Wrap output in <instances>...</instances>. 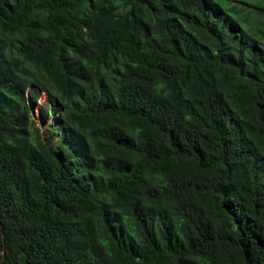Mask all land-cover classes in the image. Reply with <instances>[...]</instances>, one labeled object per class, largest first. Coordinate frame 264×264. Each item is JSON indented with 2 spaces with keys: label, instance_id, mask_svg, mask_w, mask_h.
Wrapping results in <instances>:
<instances>
[{
  "label": "trees",
  "instance_id": "trees-1",
  "mask_svg": "<svg viewBox=\"0 0 264 264\" xmlns=\"http://www.w3.org/2000/svg\"><path fill=\"white\" fill-rule=\"evenodd\" d=\"M231 1L0 0V264H264V0Z\"/></svg>",
  "mask_w": 264,
  "mask_h": 264
},
{
  "label": "rangeland",
  "instance_id": "rangeland-1",
  "mask_svg": "<svg viewBox=\"0 0 264 264\" xmlns=\"http://www.w3.org/2000/svg\"><path fill=\"white\" fill-rule=\"evenodd\" d=\"M230 4H236L237 1L233 0ZM28 98L30 100L31 112L34 117L38 121L39 127L41 128V134L44 140L54 144L58 139L57 133H55L54 137H51V133L54 132V128L47 129L48 126L55 124L56 117L49 115L50 105L48 102V96L46 93H37L34 88L29 87L28 90Z\"/></svg>",
  "mask_w": 264,
  "mask_h": 264
}]
</instances>
